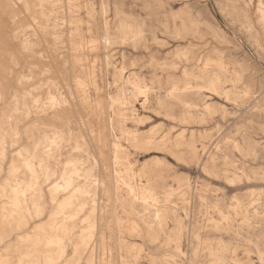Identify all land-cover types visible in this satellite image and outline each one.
<instances>
[{"label": "rangeland", "instance_id": "rangeland-1", "mask_svg": "<svg viewBox=\"0 0 264 264\" xmlns=\"http://www.w3.org/2000/svg\"><path fill=\"white\" fill-rule=\"evenodd\" d=\"M9 1L0 264H264V0Z\"/></svg>", "mask_w": 264, "mask_h": 264}, {"label": "bare ground", "instance_id": "bare-ground-1", "mask_svg": "<svg viewBox=\"0 0 264 264\" xmlns=\"http://www.w3.org/2000/svg\"><path fill=\"white\" fill-rule=\"evenodd\" d=\"M6 2H10L9 0H5ZM10 5H8L7 7H9ZM27 8V7H26ZM40 14V13H39ZM44 16H45V14H44ZM54 26V25H53ZM41 33H44V32H42L41 31ZM31 42V41H30ZM32 43V42H31ZM21 47H22V49H24V50H30V43H29V41H27L26 40V38L25 39H23L22 41H21ZM21 49V48H20ZM32 52V51H31ZM27 53H29V52H27ZM4 54V53H3ZM4 55H7V54H4ZM10 57V56H9ZM11 58V57H10ZM12 59V58H11ZM10 61V60H9ZM31 75V74H30ZM24 77V76H23ZM19 80H22V79H19ZM18 80V81H19ZM25 80H27V79H25ZM25 80H23V81H25ZM29 80V79H28ZM22 82V81H21ZM47 84V83H46ZM52 84V83H51ZM22 85V84H21ZM44 85V84H43ZM41 86V85H40ZM24 87V86H23ZM39 87V86H38ZM41 88V87H40ZM27 93V92H26ZM16 94H18V93H16ZM16 94H14V95H16ZM23 94V93H22ZM1 96V95H0ZM18 96H20V95H18ZM60 96V95H59ZM1 97H3V96H1ZM22 97V99H24L25 100V98L27 97V95L25 94H23V96H21ZM20 98V97H19ZM32 98V97H31ZM47 99H49V97H46ZM54 98V97H53ZM4 99V98H3ZM49 101V100H48ZM4 102V101H3ZM55 102V101H54ZM16 103V102H15ZM22 103H23V100H22ZM49 103H53V101H50ZM11 104H12V102H11ZM12 105H14V104H12ZM49 105V104H48ZM23 106V105H22ZM43 106V105H42ZM40 107V106H39ZM6 108H8V107H6ZM26 108V107H25ZM20 109H23V108H20V105H17V104H15L14 106H13V108L11 109V112L13 113H17V112H19V110ZM28 110V109H27ZM38 110V109H37ZM44 110V109H43ZM11 112H10V114H11ZM21 112V111H20ZM34 112V111H33ZM36 112V111H35ZM44 112H45V110H44ZM25 113H28V112H25ZM4 114V113H3ZM9 114V115H10ZM29 114V113H28ZM43 114V113H42ZM41 114V115H42ZM2 115V114H1ZM7 115H8V113H7ZM15 115V114H14ZM26 115V114H25ZM4 116H6V115H4ZM3 116V117H4ZM11 116V115H10ZM9 116V117H10ZM8 117V116H7ZM8 117V118H9ZM39 117V116H38ZM6 118V117H5ZM12 118V117H11ZM23 118V117H22ZM18 119V118H17ZM24 119V118H23ZM12 120V119H11ZM9 121V120H8ZM14 122V121H13ZM18 122H20L19 120H18ZM11 124V123H10ZM19 124V123H18ZM6 125V124H5ZM10 126V125H9ZM4 127V126H3ZM5 128V127H4ZM9 128V127H8ZM8 130H10V129H8ZM2 131V130H1ZM8 132V131H7ZM6 132V133H7ZM14 132V131H13ZM9 133V132H8ZM15 133V132H14ZM16 134V133H15ZM19 135V134H18ZM7 136H9V134L7 135ZM120 136V135H119ZM12 138V137H11ZM13 138H15L16 139V135H15V137H13ZM17 142V141H16ZM11 143H12V140H11ZM1 144H2V141H1ZM51 144H55V142L54 141H52L51 142ZM0 147H1V145H0ZM10 147V146H9ZM4 149V147H2L1 148V151ZM0 151V152H1ZM19 153V152H18ZM17 155V154H16ZM19 155V154H18ZM20 156V155H19ZM1 157H3V156H1ZM18 157V156H17ZM20 157H22V156H20ZM36 158V155H35V153L33 152V153H31V154H27V156L25 157V158H23V160H22V162H23V164H24V167L32 174V176L35 174L34 173V169H33V166H32V160H34ZM2 160V159H1ZM21 160V159H20ZM66 176V175H65ZM68 177V176H67ZM70 178V177H69ZM66 179L67 181V185L69 184V181H70V179ZM8 186V188H6L7 189V191L5 192V194L4 195H6V197L8 198V200L10 201V203H11V207H12V211H9V213H8V216H9V218L11 219V218H13V220H19V221H21L22 219H23V214H24V212H25V203H26V199H24V196H25V193L27 192V191H29V190H31L32 189V185H30V184H28V185H25V184H22V183H15V184H13V185H11V184H9V185H7ZM30 202H32V203H34V201H35V198H34V196H30L29 197V199H28ZM65 206H63V208H64ZM7 214V213H6ZM63 215H64V213H63ZM1 216V215H0ZM66 216V215H65ZM5 217V216H4ZM62 217V216H61ZM3 220V219H2ZM4 220H5V218H4ZM9 220V219H8ZM2 222V221H1ZM6 223H8V221H5ZM18 222V221H17ZM6 223H5V226H7L6 225ZM13 223V222H12ZM19 223V222H18ZM18 223H17V225H18ZM1 224H4V222L3 223H1ZM8 225H9V223H8ZM15 226V225H14ZM57 226H58V224H57ZM55 224H50V233H48V234H45V235H43L42 237H34L33 239V243L34 244H38V243H42L43 245H44V247L46 248V249H49V248H52V247H55L58 251H59V255H60V257H61V255L64 253L63 251V249H62V247L63 246H61V239H60V237L57 235V232L60 230L58 227H57ZM9 227V226H8ZM3 228H4V226H3ZM11 228V227H10ZM16 228V227H15ZM5 229V228H4ZM8 229V228H7ZM60 233H62V234H65V235H68L67 234V231H66V229H64L63 231H61ZM38 246V245H37ZM34 251V250H33ZM57 251V252H58ZM56 254H58V253H56ZM59 255H58V257H59ZM29 258H31V259H37V257H34V255H30L29 256ZM42 259H43V262L45 263V264H49V263H51L52 261H53V256H51V254H50V252L49 251H45L44 252V254H43V256H42Z\"/></svg>", "mask_w": 264, "mask_h": 264}]
</instances>
